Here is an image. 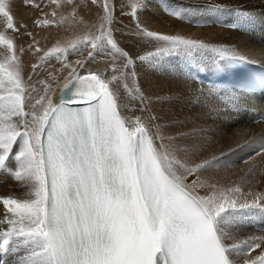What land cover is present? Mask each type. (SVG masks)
Wrapping results in <instances>:
<instances>
[{
    "label": "snow or ice",
    "instance_id": "1",
    "mask_svg": "<svg viewBox=\"0 0 264 264\" xmlns=\"http://www.w3.org/2000/svg\"><path fill=\"white\" fill-rule=\"evenodd\" d=\"M25 4L39 7L35 0H25ZM131 6L135 15L137 9L146 7V0H132ZM104 9L100 34L86 35L69 48L110 47L128 57L125 67L134 65L107 26L112 23L107 0ZM232 11L237 21L229 26L234 29L252 19L244 10H229ZM172 14L181 16L180 12ZM0 17L8 30L19 31L11 0H0ZM36 23L47 25L54 21ZM138 34L159 42L155 51L139 57L154 66L172 55L208 61L218 72L249 63L234 49L183 35L146 29ZM0 45L10 52L0 62V90L6 93L0 95V170L9 172L28 189L26 199L0 197L9 225L0 232V253L26 249L19 264H264V237L229 244L230 236L225 230L226 226H235L244 212H264V203L260 202L264 197L238 203V197L229 193L240 194L239 186L200 196L185 183L188 175L221 166L222 157L191 167L183 163L176 155L178 149L165 144L160 126L153 123L156 116L141 115L129 120L121 115L119 98L109 88V83L118 81L116 76L105 82L95 72L85 76L70 74L72 78L64 84L58 104L48 95L52 86L42 82L46 85L45 95L36 101L41 111L26 112L16 45L4 32H0ZM67 51L68 48L56 47L46 52L45 58L65 55ZM88 56L93 57L94 52ZM36 67L39 65H33ZM124 86L127 88V84ZM255 88L264 90V74L240 90ZM238 99L233 94L232 101ZM80 101L87 106H71ZM139 101L144 103L142 92ZM139 111L148 112V108ZM13 117L20 118L23 131ZM14 145L19 148L15 153ZM261 153L264 147L257 155ZM11 159L18 165L15 171L8 167ZM256 249L259 251L250 256ZM234 255L242 257V261Z\"/></svg>",
    "mask_w": 264,
    "mask_h": 264
},
{
    "label": "bare ground",
    "instance_id": "2",
    "mask_svg": "<svg viewBox=\"0 0 264 264\" xmlns=\"http://www.w3.org/2000/svg\"><path fill=\"white\" fill-rule=\"evenodd\" d=\"M193 1L194 0L191 2ZM236 1L245 3V6L250 5L252 10L256 13L252 28L248 31H242L236 28L230 29L227 32L217 29L218 33L216 35H213L212 31L209 29L210 34L203 33L204 35H202L200 31L188 32L186 22L188 21L187 16L190 17V14L187 15L184 11L185 9L180 11L181 16L175 17L172 13L168 14L167 11L158 4V6H156L159 10L156 12L143 8L137 9L135 15H133V8L131 6L132 0H107L112 15V23L107 26L111 28L112 36L118 47L135 61L134 65L125 67V63H128V57L121 55L113 49L106 50V58L109 62H107V60L105 63L111 68L108 77L103 75L101 71L96 70V66L91 67V65L90 68L85 67L82 69L81 67L78 68V66L74 68V65H70L71 63L61 65H59L60 63L56 65H49V63L47 65L45 63L47 66L45 67L44 64L42 67L44 66L45 69H41L40 67L33 68L35 62H32L30 64L31 66L27 68L30 75H22L23 85L26 88L24 89V110L26 112L36 111L37 113L41 111V107L40 105H36V101L41 96L45 95L46 85L42 82H47V84L52 86L48 95L51 97L53 103L58 104L59 99L55 95L72 76L95 72L99 74L105 82H109L111 77L116 76L121 84H127V88L124 86L122 97L114 88L115 86L113 83H109V88L112 89L119 98L118 102L121 105L122 115L129 120H133L136 116L141 115L145 117L149 114L156 116L157 119L153 123L160 126L161 134L165 137V144H171L178 149L176 155L183 163L191 167L196 163H202L204 160H209L212 157H221L220 155L226 150L235 149L238 152L231 158L234 162L233 164L240 161L241 163L237 164L239 168L243 169L245 165L247 167L251 166V168L256 170V174H252L253 176L250 177V179L247 178V176H243L246 177V180H244L240 174H225V172L205 171L207 174L201 172L200 174L193 173L192 175H188L185 183L192 185L198 195L207 196L214 190L219 193L225 189H232L239 186L242 190L240 194L229 193L230 196L238 197V203L245 200L251 202L257 196L264 197V153L257 155L258 150L264 147V125L244 123L242 118H239L237 114L232 112L227 100H225L226 95L220 87L207 85L194 75L193 69L194 67L199 69V63L191 61L192 63H185L183 66V68L187 65L191 67L189 73L186 74H188V76L192 75L194 83H196L199 88H202L201 91L195 90L193 93L192 90H188L182 85L179 86L180 79H177L176 70L174 72H170V70L164 77L158 72H162L161 67L151 65L148 61L139 60L140 56L146 55L147 53L142 50L144 46L155 50L159 45L158 41L138 34L141 29H146L162 34L183 35L186 37L189 36L188 38L191 39H203V42L207 44L234 49L237 53L246 56L248 60L264 64V17H262L263 14L260 11H264V5H262L264 0ZM11 2L14 19L16 20V26L19 31L11 34L12 30L6 28L4 19L0 17V32H4L9 38L16 42L15 45L17 44V46L21 48L32 42L30 36L26 34L27 32L29 33L27 30H35L32 25L38 20L41 15L40 8L44 6L47 0H35V4H38L39 7L26 5L25 0H11ZM84 2L90 3V0H84ZM63 3L65 2L62 1V5H65ZM104 3L105 0H102L103 8ZM196 4H198V2ZM179 7L181 6L179 5ZM139 13L142 14V17L137 19L136 15L138 16ZM105 15L104 9V17ZM190 29L192 30V28ZM195 35L199 36L196 37ZM93 50L94 49H92V51ZM7 54H9V51H7L3 45H0V62L6 60L8 57ZM67 54L71 60V50L68 51ZM21 59L26 61L32 60L29 56H22ZM18 60H20V57ZM40 62L41 60L39 61V65ZM21 63L22 61L19 65L23 73V69L26 66ZM200 65V68H202L201 71L208 70L213 73L217 72L211 64L209 69L205 68L203 64ZM70 74H72V76H70ZM137 89H139V91H137ZM0 91L3 95L6 94L3 90ZM141 92L144 93L143 104L139 101ZM211 94H214V98L211 97ZM133 97H136V99H133ZM34 105L35 108L33 107ZM142 107H147L148 112H140L139 109ZM223 108H226V113H223ZM28 119L31 120V117ZM12 120L16 122L17 125L20 124V118L13 117ZM206 120L212 124L213 131L203 130V123H206ZM207 123L206 125L209 126ZM168 137H172L173 139L169 140ZM250 158L252 161L249 164L243 165L244 160ZM259 160L262 161L260 162ZM224 163H226V161L222 160L221 166H224ZM180 171L183 170L181 169ZM211 175L217 182L214 180L210 182L211 178L209 179L208 176L211 177ZM223 178L227 179V182L230 181V184H227L229 188L226 187V183H223ZM194 181L195 184L193 183ZM216 183L221 185H217L215 189L209 187V185L216 186ZM201 184L204 186L200 187ZM14 192H16L18 196L14 199L28 198L26 195L28 189L23 185H17ZM3 196L4 194L1 197ZM252 212L257 213L254 218H252L254 213H252L250 217L244 212V215H240L235 226L225 227L226 232L230 236L227 243L239 242L249 237H264V228L259 227L263 224L262 212L258 210H253ZM3 216L0 221V232L6 231L9 227L5 221V215ZM255 226L259 229H256ZM258 251L259 249H256L250 252L249 255H255ZM26 253V249H21L18 253H14V257H11L12 253H9L3 259H0V263L19 264ZM234 258L241 261L243 259L242 257H235V255Z\"/></svg>",
    "mask_w": 264,
    "mask_h": 264
},
{
    "label": "rangeland",
    "instance_id": "3",
    "mask_svg": "<svg viewBox=\"0 0 264 264\" xmlns=\"http://www.w3.org/2000/svg\"><path fill=\"white\" fill-rule=\"evenodd\" d=\"M62 1L65 2V3H63L65 5H62ZM191 1H186V0H172V1L171 0H148V1H146L147 4H146L145 9H150L151 11L156 12L159 10L157 7L158 4L164 10H166L168 14L175 12L176 10H178V8H179V10L177 12H180L181 10L185 9L184 10L185 13L187 15L190 14V17L187 16L188 21L186 22V25H187L186 27L188 29V32L200 31V33L202 35H204L203 33H209L210 34L209 29L212 31L213 35H216L218 33L217 29L223 30L226 32L230 29L232 30L233 28L230 27L229 25L236 22L237 18L234 14V11L229 12V10H244L247 13H249L250 17L252 18L250 22L245 23V25L242 28H238V29H240L242 31H248L253 26L256 13L254 12V10H252L250 5L245 6L246 4L243 2H237L236 0H233V1L232 0H220V1L219 0H194L193 2H191ZM152 2H153V4H152ZM195 2L196 3L198 2V4H196ZM224 2H225V4H224ZM179 5L181 7H179ZM262 5H264V2H262ZM155 6L157 9L155 8ZM186 7H189L190 9L186 8ZM92 8H93V10H92ZM188 9H189V11H188ZM40 10H41L40 11L41 15L39 16L38 20L47 19L49 21H54V23H50L47 25H45V24H39L38 25L35 22L32 25V27L35 28V30H38L39 32L35 31V30L32 31V30L28 29L27 31H29V33H31V35H29L28 32L26 33L27 36H30V39L32 40V42H30V44L29 43L26 44L24 47H21V48L18 47L16 44V56H17V58L20 57V60H18V61H19V63L22 61L21 64L26 66L23 69V73H22L23 76L30 75V72H29V70H27V68H29L31 66L30 64L32 62H35L34 63L35 65H39L40 60H41V62H40L39 67L41 69H45V67L48 65V63H49V65H56L57 63H60L59 65L71 63L70 65L71 66L74 65V68H76L75 66H78V68L81 67L82 69L85 67L90 68V65H91V67L96 66L97 67L96 70L101 71V73H103V75H106L107 77L109 76L111 68L105 62L108 60L106 58L107 57L106 56L107 55L106 50L111 49L110 47H104L102 49L93 50L94 56L91 58L88 56V53L90 51H92V49H89L90 47H85V46L81 45L78 47L77 50H72L71 48H69V45H71L73 42H76V41L82 39L86 35L91 36V35H99L100 34L99 25L102 21V18H104V8L102 5V0H90V3H88V2L85 3L84 0H72L71 3H69L68 0H60L59 3L54 2V0H47V2L44 3V6L42 8H40ZM260 11L263 14L262 17H264V11L263 10H260ZM53 12H55L56 15H53ZM174 16L176 17V15H174ZM141 17H142L141 13H139L138 16L136 15L137 19H139ZM15 24H16V20H15ZM190 28H192V30ZM33 32L35 35L33 34ZM12 33H16V31H12L11 34ZM195 36L197 37L199 35H195ZM193 39H196V38H193ZM197 40L203 41V39H197ZM14 43H16V42L14 41ZM56 47H65V48H68V51L71 50V53L73 55V56L70 55L71 60L67 54L68 51L66 52L65 55H61V56L51 55V56H48L45 58V53L48 52L49 50L53 49V48H56ZM86 48H88V49H86ZM37 49H39V51H37ZM142 50H144V52H147V53L155 51V50H153L147 46H144ZM7 55L9 56L10 52ZM22 56H29V57H31L32 60L26 61L24 59H21ZM54 57H55V59H54ZM42 60H44V61H42ZM49 61L51 62V64ZM191 61L195 62V63H199V64L203 63L205 67H208L211 64L208 61L198 62L196 60H193V59L186 57V56H183V55H172V56L165 57L163 62L159 65V67L162 68L163 73L160 71H158V72L161 73L165 77L170 70H171L170 72H174L176 70L177 79H180L179 80V86L182 85L185 88H187L188 90L189 89L192 90L193 93L195 90L201 91L202 88H199V86L196 85V83H194L193 76L192 75L188 76V74H186V73H189V69L191 70V67L189 65H187L183 68L185 63L190 64V63H192ZM107 62H109V60ZM110 62H111V60H110ZM44 64H45V67L44 66L42 67V65H44ZM125 64L127 65L128 63L126 62ZM178 75H180V76H178ZM112 83L115 86L114 88L116 89V91H118V93H120L122 96L124 84H121L119 79H118V81H112ZM195 85H196V89H195ZM184 87H183V89H184ZM24 89H26V88L24 87ZM0 95H3L1 91H0ZM143 95H144V93H143ZM213 95L214 94H211L212 98H214ZM224 109L226 110V108H223L222 111H223V113H226L227 110L224 111ZM206 123L209 124V126L206 125ZM206 123L205 122L203 123V130L204 131L205 130L206 131H210V130L213 131V128L211 126L212 124L208 120H206ZM18 128L20 129V131H23L21 124H18ZM18 150H19L18 145H14L13 146V152L15 153ZM0 151H2V150H0ZM237 152L238 151L235 149H231V150L229 149V150L224 151L222 153V155H220L222 157V160L226 161V163H224V166L205 168L204 171L202 169V171H200L199 174L201 172L205 173V174H207L206 172H221V173L225 172V174H227V173H229V174H231V173L232 174H240V175H242V178L244 180H246V177H243V176H247V178L250 179V177L253 176L252 174H256V172H255L256 170L251 168V166L247 167L244 164H249L252 160H251V158L245 159L244 163H243L244 168L243 169L239 168L237 164H240L241 162L238 161L237 163L233 164L234 162L231 159V158H233V156L235 154H237ZM249 156H252V155H249ZM259 161L261 162L262 160H259ZM7 164H8V167L12 171L17 170L18 165L14 159L9 160L7 162ZM233 170H235L236 173ZM196 174H198V173H196ZM208 177H209V179L211 178L210 182H211V180L216 181L215 178H212V175H211V177L210 176H208ZM225 180H226V182H225ZM229 182H227V179L223 180V183H226L225 185L230 184ZM15 183H17V184H15ZM20 183L21 182L20 181L17 182V180L15 178H13L9 172H5L3 170H0V189L3 188L0 190V197L4 194V196H3L4 198H7V197L17 198L18 196H17L16 192H14V191L17 188V185H19V186L22 185ZM217 185H219V184L216 183V187H217ZM4 186H5V189H4ZM228 186L229 185H227L226 187H228ZM5 193L7 195L9 193V195L7 196ZM260 202L264 203V200H261ZM2 204H3L2 200H0V221L2 220L1 219L2 216L6 214L5 206ZM252 211L251 212H245V213L248 216H250L252 213H254ZM256 215H257V213H254V216H252V218H254ZM255 228L259 229V228H257V226H255Z\"/></svg>",
    "mask_w": 264,
    "mask_h": 264
}]
</instances>
